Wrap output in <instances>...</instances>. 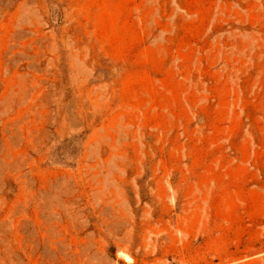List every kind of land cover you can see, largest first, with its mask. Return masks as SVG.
Segmentation results:
<instances>
[{
  "label": "rangeland",
  "instance_id": "1",
  "mask_svg": "<svg viewBox=\"0 0 264 264\" xmlns=\"http://www.w3.org/2000/svg\"><path fill=\"white\" fill-rule=\"evenodd\" d=\"M0 264H264V0H0Z\"/></svg>",
  "mask_w": 264,
  "mask_h": 264
}]
</instances>
